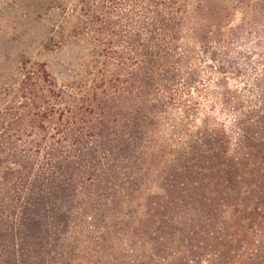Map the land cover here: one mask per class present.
I'll return each instance as SVG.
<instances>
[{"label":"trees","instance_id":"trees-1","mask_svg":"<svg viewBox=\"0 0 264 264\" xmlns=\"http://www.w3.org/2000/svg\"><path fill=\"white\" fill-rule=\"evenodd\" d=\"M105 62L0 84V264H264V0H79Z\"/></svg>","mask_w":264,"mask_h":264},{"label":"rangeland","instance_id":"rangeland-1","mask_svg":"<svg viewBox=\"0 0 264 264\" xmlns=\"http://www.w3.org/2000/svg\"><path fill=\"white\" fill-rule=\"evenodd\" d=\"M79 0H0V84L21 61L44 65L55 84L96 72L105 62L73 9Z\"/></svg>","mask_w":264,"mask_h":264}]
</instances>
